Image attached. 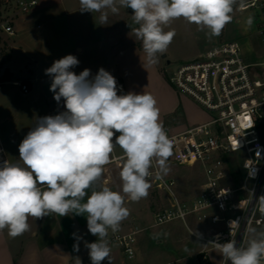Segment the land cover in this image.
Segmentation results:
<instances>
[{
	"label": "clouds",
	"instance_id": "clouds-1",
	"mask_svg": "<svg viewBox=\"0 0 264 264\" xmlns=\"http://www.w3.org/2000/svg\"><path fill=\"white\" fill-rule=\"evenodd\" d=\"M235 3L236 0H80L81 11L101 13L102 23L107 21L106 10L117 13L119 7L132 9V18L138 25L135 35L142 41L149 65L155 64L158 54L165 53L173 41L175 31L164 30L172 21L182 18L205 31L209 38L218 37L231 22ZM78 64L77 57L69 54L45 70L52 79L50 91L58 103L63 98L65 111L37 120L18 146L20 162L0 163V230L7 228L8 235L15 238L29 229V217L36 220L52 214L83 215L88 231L97 237L95 242H85L91 264H101L105 259L111 264L108 230L118 231L130 215L126 198L138 202L148 196L153 161L158 165L157 175L167 174L173 141L160 121L151 94H118L111 73L100 68L92 76L86 68L76 74L71 69ZM115 146L122 150L125 161L120 171L121 191L103 184L93 188L101 181ZM86 196V202H82ZM259 205L264 213V196ZM252 231L254 235L244 247L233 240L219 243L217 236L215 243L222 258L230 264H261L264 232ZM73 247L79 251L78 243Z\"/></svg>",
	"mask_w": 264,
	"mask_h": 264
},
{
	"label": "built area",
	"instance_id": "built-area-1",
	"mask_svg": "<svg viewBox=\"0 0 264 264\" xmlns=\"http://www.w3.org/2000/svg\"><path fill=\"white\" fill-rule=\"evenodd\" d=\"M37 4L38 0H6L2 10L8 9L0 16V34L14 35L16 20ZM239 9L254 11L257 31L264 41V0H244ZM165 73L179 94L192 99L210 117L184 128L164 126L173 141V155L168 161L200 166L204 182L197 197L184 201L175 190V179L157 175L158 165L153 161L148 180L168 201L154 213L155 224L181 220L187 225L189 216L211 225L222 224L224 227L210 237L195 234L205 244L196 254L198 264H212L210 250L218 249L217 236L219 243L233 240L244 247L254 228L264 229L259 205L264 196V62H248L241 42L233 39L205 50L196 59L169 64ZM115 79L118 94H127L123 79ZM18 84L25 94L30 92L28 83ZM4 160L9 161L0 145V163ZM123 160V153H117L114 147L103 173L105 185L115 181L114 169L121 168ZM141 231L140 227L128 232L108 230L106 239L119 246L126 264H140L137 235ZM185 262V258H179L162 264ZM220 264L230 262L222 258Z\"/></svg>",
	"mask_w": 264,
	"mask_h": 264
},
{
	"label": "crops",
	"instance_id": "crops-1",
	"mask_svg": "<svg viewBox=\"0 0 264 264\" xmlns=\"http://www.w3.org/2000/svg\"><path fill=\"white\" fill-rule=\"evenodd\" d=\"M106 11L107 21L102 23L100 20L101 13L81 11L80 0H38L37 6L31 12L20 16L16 20V33L12 36L9 35L13 44L10 58L7 62V68L11 72L12 77L11 80L0 84V145L5 149L10 163L20 162L18 146L32 127L35 126L39 118L54 116L65 111L63 106H53L51 99H54V94L50 91V85L47 84L48 86L46 85L43 88L37 86L38 73L33 79L34 73H30L27 70L28 62L37 58L39 53H42L47 61L46 63H52L53 59L63 55L73 54L75 51L86 52L91 50L97 43L104 44L107 49L110 46V51H113V40H111L112 37L110 35L112 34L113 36V33L119 29L121 10L117 13H112L110 10ZM124 13L132 15L128 9L127 12H122V14ZM213 46L215 44L202 46L196 43L195 48L184 57L187 59L183 62L196 59L205 50ZM123 56L126 64L129 63V70L135 64L133 66L135 74L139 72V67H142L143 70L151 74L152 78L156 77L158 79L160 77L159 75L161 74L157 63L152 65L147 63L146 53L142 46L133 43L129 44L124 50ZM165 56H168L167 53ZM256 62L263 63L264 59H259ZM116 63L117 73L114 77L119 76L124 80L127 93H129L130 90L124 79L125 70L121 69L119 56ZM169 64H172L170 60L168 61ZM18 82L28 83L31 88L30 92L25 94ZM34 91L36 93L31 96L30 100L24 98V96ZM17 97H20V100H17ZM48 102L52 103L51 106L46 105ZM56 102L54 101V103ZM176 106L173 105L172 110ZM199 120L195 118L187 119L188 123L186 124V122L180 123L179 119L175 123L164 124V122L163 126L173 125L177 128H184L188 125L204 122L207 119ZM177 123L179 125H176ZM121 169L122 167L114 169L115 181L112 184L105 185L103 175L101 181L94 184L93 188L98 189L103 184L114 191H121ZM149 182L151 181L149 180ZM201 186L196 197L201 191ZM91 191L92 189L88 190L89 195ZM164 197L165 201L160 208L151 207L148 197H146L147 208L142 206L141 212L138 206L143 203L140 201L133 206L127 207L130 215L122 221L121 230L128 232L135 227H140L144 231L152 225H156L155 223L152 225L143 224L146 221V214L143 213L150 209L154 215L157 210L166 207L168 201L165 194ZM86 200L87 196L85 201L82 202H86ZM131 202L127 198L125 199V204ZM85 215L87 214L85 213ZM28 223L29 229L15 238L8 235L7 228L0 230V264H77L82 257H85L88 251L85 242L92 243L97 240V237L88 231L87 219L83 215L69 213L68 216L60 217L52 214L36 220L29 217ZM182 226L194 236H196L195 234L204 236L196 233L193 229L194 227L189 226L188 222L186 225L180 220V224L176 228L172 227V230L165 231L166 235L158 240V243L163 246L159 253H155L145 247V242H142L141 239L140 246L138 243V262L140 264H162L175 259L185 258V264H198L196 254L205 244L197 237L202 244L198 248H194L191 253H187V243L184 237H181L180 231L176 232ZM223 227L222 224L211 225L208 223L204 237L212 236L214 232ZM76 237H81L82 239L77 240ZM77 243L79 244V251L74 250L73 247ZM214 252L220 253L219 249L210 250L211 262L212 264H218L213 261Z\"/></svg>",
	"mask_w": 264,
	"mask_h": 264
},
{
	"label": "rangeland",
	"instance_id": "rangeland-1",
	"mask_svg": "<svg viewBox=\"0 0 264 264\" xmlns=\"http://www.w3.org/2000/svg\"><path fill=\"white\" fill-rule=\"evenodd\" d=\"M242 1L243 0H236L235 5L233 6L234 11L232 13V20L225 26L221 35L218 37L209 38L205 31L199 30L195 24H190L182 18L174 20L170 23V25L166 26L164 30H174L175 36L167 51L163 54H158L157 56L156 63L161 74L159 75L160 77H158L159 80L156 77L152 78L151 74L143 70L142 67H139V72L135 74V70L133 68L135 64L133 63L134 65L130 67V70L128 68L129 63L126 64L125 57L123 56L124 50L129 46V44L131 45V43L142 46V41L135 35V30L138 28V25L134 22L132 15L127 13L122 14V12H127V9L123 7H119V10H121L119 29L113 33V36L112 34L110 35V37H112L111 40H113V51H110V46L107 49V46L105 47L104 44L102 45L100 43L95 44L91 50H87L86 52L75 51L71 55L77 57L79 64L71 70L76 74H79L87 68L91 70L92 76H95L99 69L103 68L114 76L117 73L116 61L119 56L121 69L125 70L124 79L127 82L128 89L130 92L136 94L149 93L155 98L156 107L159 109V116L162 124L164 122V124H168L170 122L175 123L179 119L180 123L186 122V124L188 123L186 121L187 119H208L210 117V113L208 111L203 109L189 97L181 95L175 90L174 86L170 83L166 76L165 69L168 67L169 60L172 65L185 61L187 58L184 57L195 48L196 43L202 46L212 44L217 45L233 39H238L241 42L243 53L247 60L256 62L259 59H264V41L257 31L255 13L253 10L241 12L239 6ZM5 2L6 0H0V4L2 5H4ZM249 19L252 21L251 24L248 23ZM9 37L10 36L8 34H0V61L5 60L7 56H9L12 49L13 42ZM166 53L168 56H165ZM65 56L66 55H63L53 59L52 63H46L47 61L45 60L44 55L39 53L37 58L28 62L27 70L30 73H34L33 79H35L37 76L36 74L38 73L37 86L43 88L47 84L51 85L52 79L50 76L45 74V70L51 67L54 61ZM7 62L4 64L2 70L7 67ZM35 93L36 91L24 96V98L26 100H30L31 96H34ZM17 100H20V97H17ZM54 101L56 102L55 99H51L53 106L58 105L64 107V105H62L64 104L63 98L59 103H54ZM51 104L48 102L46 105L51 106ZM173 105H177L174 110H172ZM176 125L179 124L177 123ZM116 135H119V133ZM116 152L123 153L119 146L116 147ZM124 162L125 161L123 160V163ZM167 163L169 171L167 174H162L167 178L175 179V190L178 196L184 201H189L196 197L201 183L204 181V172L202 168L200 166L191 167L187 165H178L170 161ZM150 184L151 187L147 197L150 200L151 207L160 208L165 201L164 193H162L159 188H156L152 182H150ZM140 202L143 203L138 206V208H140L139 211L141 212V207L145 206L147 208L148 202L146 198L141 199ZM135 204L136 202H131L125 204V206L130 207ZM143 214H146V221H144L143 224L152 225L155 223L154 215L150 209H148V211H144ZM187 221L189 226L194 227L193 229L196 233L203 234L205 236L208 228L207 222L199 221L194 216H189ZM139 223L142 224L141 221H139ZM179 224L180 220H175L171 223L152 225L148 229L139 232L137 235L139 246L142 239V242H145V247L153 250L155 253H159L163 246L158 243V240L166 235L165 231H170L173 228H176ZM253 230H255L256 234L264 232L263 228H254ZM179 231V234L181 237H184V240L187 243V253H191L194 248H198L202 244L197 236L192 235L184 226H182L180 230H176L177 233ZM253 235L254 233L252 231L251 238ZM108 244L111 248L109 258L111 264H126L124 255L119 246L111 244L110 242H108ZM88 252L89 250L87 251L85 257H82L77 264H91ZM213 255V261L218 264L221 263V253L214 252ZM101 264H109V261L105 259L101 262ZM261 264H264V261H261Z\"/></svg>",
	"mask_w": 264,
	"mask_h": 264
},
{
	"label": "trees",
	"instance_id": "trees-1",
	"mask_svg": "<svg viewBox=\"0 0 264 264\" xmlns=\"http://www.w3.org/2000/svg\"><path fill=\"white\" fill-rule=\"evenodd\" d=\"M0 5H1L0 6V16H2L4 14V12L7 11L6 9H8V7L5 8L4 10H2L3 5L2 4H0ZM9 58H10V54H9V56H7V58L5 60L0 61V84L11 80L12 74L8 70V68L6 67V68H4V70H2L4 64L9 60Z\"/></svg>",
	"mask_w": 264,
	"mask_h": 264
},
{
	"label": "water",
	"instance_id": "water-1",
	"mask_svg": "<svg viewBox=\"0 0 264 264\" xmlns=\"http://www.w3.org/2000/svg\"><path fill=\"white\" fill-rule=\"evenodd\" d=\"M131 13L133 14V12L131 11Z\"/></svg>",
	"mask_w": 264,
	"mask_h": 264
}]
</instances>
